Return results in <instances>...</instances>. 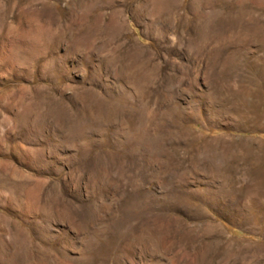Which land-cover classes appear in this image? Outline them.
Segmentation results:
<instances>
[{
  "label": "rangeland",
  "instance_id": "1",
  "mask_svg": "<svg viewBox=\"0 0 264 264\" xmlns=\"http://www.w3.org/2000/svg\"><path fill=\"white\" fill-rule=\"evenodd\" d=\"M0 264H264V0H0Z\"/></svg>",
  "mask_w": 264,
  "mask_h": 264
}]
</instances>
